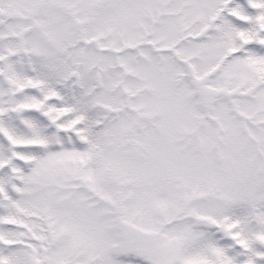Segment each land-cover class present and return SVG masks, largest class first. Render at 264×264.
I'll list each match as a JSON object with an SVG mask.
<instances>
[{
	"label": "snow or ice",
	"instance_id": "obj_1",
	"mask_svg": "<svg viewBox=\"0 0 264 264\" xmlns=\"http://www.w3.org/2000/svg\"><path fill=\"white\" fill-rule=\"evenodd\" d=\"M0 264H264V0H0Z\"/></svg>",
	"mask_w": 264,
	"mask_h": 264
}]
</instances>
